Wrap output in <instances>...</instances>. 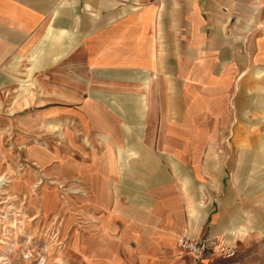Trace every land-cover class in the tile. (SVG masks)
I'll list each match as a JSON object with an SVG mask.
<instances>
[{"label": "crops", "instance_id": "obj_1", "mask_svg": "<svg viewBox=\"0 0 264 264\" xmlns=\"http://www.w3.org/2000/svg\"><path fill=\"white\" fill-rule=\"evenodd\" d=\"M262 25L264 0H0V87L18 85L26 130L54 127L56 154L89 156L62 179L137 186L156 169L153 155L176 153L177 138L208 137L197 125L223 107L218 91L238 85L240 59L264 63ZM33 153L46 161V150ZM180 180L190 219H203L193 199L204 184ZM143 217L106 216L110 246H149Z\"/></svg>", "mask_w": 264, "mask_h": 264}, {"label": "rangeland", "instance_id": "obj_2", "mask_svg": "<svg viewBox=\"0 0 264 264\" xmlns=\"http://www.w3.org/2000/svg\"><path fill=\"white\" fill-rule=\"evenodd\" d=\"M253 60L240 59L238 85L218 91L223 107L197 125L208 137L177 138L176 153L153 155L156 169L130 182L137 186L62 179L60 170H86L89 156L56 154L63 139L54 127L27 123L33 129L26 130L29 108L13 106L18 85L0 87V264H264V63ZM35 150L47 151L44 163ZM185 174L195 187L204 184L193 199L203 219H190ZM110 213L144 216L138 221L149 246H110L102 229ZM186 232L216 240V250L202 257L183 251L177 238Z\"/></svg>", "mask_w": 264, "mask_h": 264}, {"label": "built area", "instance_id": "obj_3", "mask_svg": "<svg viewBox=\"0 0 264 264\" xmlns=\"http://www.w3.org/2000/svg\"><path fill=\"white\" fill-rule=\"evenodd\" d=\"M180 248L196 257H202L216 250L218 244L216 240L204 237H194L189 233H183L179 238ZM228 256L233 255V251H229Z\"/></svg>", "mask_w": 264, "mask_h": 264}]
</instances>
